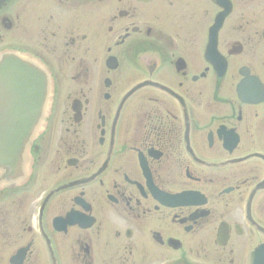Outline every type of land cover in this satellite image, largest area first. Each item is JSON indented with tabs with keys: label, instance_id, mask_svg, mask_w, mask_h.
<instances>
[{
	"label": "flooded vegetation",
	"instance_id": "1",
	"mask_svg": "<svg viewBox=\"0 0 264 264\" xmlns=\"http://www.w3.org/2000/svg\"><path fill=\"white\" fill-rule=\"evenodd\" d=\"M227 1L218 27L216 0H5L0 50L41 60L55 89L31 174L0 187V264L264 248V0Z\"/></svg>",
	"mask_w": 264,
	"mask_h": 264
},
{
	"label": "water",
	"instance_id": "2",
	"mask_svg": "<svg viewBox=\"0 0 264 264\" xmlns=\"http://www.w3.org/2000/svg\"><path fill=\"white\" fill-rule=\"evenodd\" d=\"M52 91L44 65L15 51L0 53V170L10 175L23 171L31 146L44 128ZM263 252L252 257V264Z\"/></svg>",
	"mask_w": 264,
	"mask_h": 264
},
{
	"label": "rangeland",
	"instance_id": "3",
	"mask_svg": "<svg viewBox=\"0 0 264 264\" xmlns=\"http://www.w3.org/2000/svg\"><path fill=\"white\" fill-rule=\"evenodd\" d=\"M12 38H14L12 32L8 33L7 42L4 45H8V44L13 43L14 40Z\"/></svg>",
	"mask_w": 264,
	"mask_h": 264
}]
</instances>
